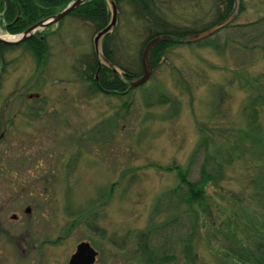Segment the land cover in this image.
<instances>
[{
    "label": "rangeland",
    "instance_id": "1",
    "mask_svg": "<svg viewBox=\"0 0 264 264\" xmlns=\"http://www.w3.org/2000/svg\"><path fill=\"white\" fill-rule=\"evenodd\" d=\"M237 2L228 27L209 38L220 51L172 46L155 73L148 52L151 75L128 95L93 93L78 73L80 60L96 51L97 34L72 16L36 32L47 42L41 61L23 45L6 52L7 63L0 64V207L6 203L10 210L1 213L0 225L21 235L13 244L29 234L63 238L40 249L41 264H68L82 242L100 252V264H146L141 243L165 257L162 264L220 263L214 234L226 230L240 206L247 214L259 211L248 201L249 160L228 153L246 131L244 107L255 92L243 84L249 80L264 90V0H244L242 12ZM171 6L203 24L210 3L176 0ZM3 18L0 4V37L17 40L21 34H10ZM117 27L127 52L136 54L144 38L136 36L130 10L118 13L111 31ZM163 94L176 98V107L162 104ZM262 117L264 122V111ZM203 135L221 155L206 153ZM221 165L224 177L206 190L208 213L199 211L197 218L179 203L186 191L179 174L197 181L203 166L215 173ZM235 193L246 196L240 206ZM28 206L33 215L25 216L26 225L11 222ZM193 232L194 258L188 260ZM33 254L0 255L5 264H31Z\"/></svg>",
    "mask_w": 264,
    "mask_h": 264
},
{
    "label": "trees",
    "instance_id": "2",
    "mask_svg": "<svg viewBox=\"0 0 264 264\" xmlns=\"http://www.w3.org/2000/svg\"><path fill=\"white\" fill-rule=\"evenodd\" d=\"M72 1L74 0H0L6 30L10 34H22L34 25L63 11ZM112 1H87L68 16L77 18L84 24H90L94 33L98 34L111 24ZM172 1L176 0H115L118 13L122 15L126 9L130 10L133 21H136L138 25L136 36L143 37L144 40L135 48L136 54H129L127 44L117 27L104 36L101 58L97 51H94L80 60L81 66L77 67V71L86 82L91 83L93 93L128 95L133 92L135 88H131L130 83L144 75V52L153 40H158L149 51V60L154 73L172 46L193 43L199 47L211 46L216 51L221 50V45L208 42L211 36L198 41H192V39L216 26L229 23L237 11L238 0H208L210 7L205 11L203 24L201 17L176 14L177 12L171 6ZM243 2L244 0H240L241 12L244 9ZM205 19L208 20L205 21ZM44 36L35 33L19 45L0 43V64L4 63L2 67L7 63L6 52L15 50L20 45L29 48L35 58L41 61L47 51ZM119 53L124 56L123 61ZM243 85L250 88L251 92H255L250 95L244 107V115H248L246 131L241 130L236 144L232 145L228 154L232 157H246L247 159H244L249 160L252 174L246 184L250 190L248 201L259 211L258 214L253 211L247 214L244 210L245 205L240 206L246 196H243V193L232 195L240 208L233 216L227 218L226 230L218 231L220 234H214L220 248H224V251L221 252L220 249L217 255L219 264H264V122L262 117L264 90L249 80H246ZM160 102L175 107L177 105L176 98L167 94L161 96ZM200 145L208 154H212L213 150L219 151L218 148H214L213 140L208 136H202ZM219 154L221 155L220 151ZM223 171L222 165L215 173L210 172L207 166H203L197 181L187 179V173L181 172L180 182L182 186H185L186 191L180 195L179 203L186 205L188 211H193L197 218L200 212L208 213L207 187L211 183L217 185L218 181L224 177ZM198 234L200 235L199 232ZM195 237L196 233L193 232L187 238L188 260H191L193 256ZM139 251L144 256L146 264H162L164 261L165 257L151 251L146 243L139 244Z\"/></svg>",
    "mask_w": 264,
    "mask_h": 264
},
{
    "label": "water",
    "instance_id": "3",
    "mask_svg": "<svg viewBox=\"0 0 264 264\" xmlns=\"http://www.w3.org/2000/svg\"><path fill=\"white\" fill-rule=\"evenodd\" d=\"M86 1L87 0H77V1L69 4L63 11H61L57 15H54V16L48 18L47 20H44V21L34 25L30 29H28L27 31H25L24 33L19 35V38L15 41H8V40L2 39L0 37V43L12 44V45H19L21 43H24L26 40H28L33 35H35V33L38 32L39 30H45V29L49 28L52 24H59L66 16H68L71 12H73L76 8H78L81 4L85 3ZM111 5H112V13H113L112 22L106 29H104L103 31L98 33L95 37V46H96L97 52L99 50L98 47H99L100 39L104 35H106L108 32L111 31L112 27L116 24V21H117L118 9H117V5H116L115 0L112 1ZM225 25L226 24H221L219 26H216V27L212 28L211 30L204 32V33L198 35L197 37L193 38L192 41H198V40H202V39H205L207 37H210V36L214 35L216 32H218L220 29H222ZM157 42H158V40H153L152 42H150L147 45L145 52H144V58H143L144 75L140 79L131 82L130 83L131 88L140 87L148 81L151 73H150V71L147 67V64H146L147 54H148L150 48L152 47V45H154ZM96 256H97V252L94 250L93 247H91L90 243L83 242L78 246L77 252L72 256L70 264H82V263L93 264L96 260Z\"/></svg>",
    "mask_w": 264,
    "mask_h": 264
},
{
    "label": "flooded vegetation",
    "instance_id": "4",
    "mask_svg": "<svg viewBox=\"0 0 264 264\" xmlns=\"http://www.w3.org/2000/svg\"><path fill=\"white\" fill-rule=\"evenodd\" d=\"M9 210H10V208L8 207V204L5 203L4 205H2L0 207V218L3 216L1 213H3V212L8 213ZM32 215H33V208L28 206V207H26L24 213H14L11 217V219H12L11 222L15 221V223H19V225L23 227V225H26V222H27L26 217H29ZM26 228L29 229V227H26ZM19 236H21V235H19ZM19 236L14 234L11 231V228H9V227L4 228L0 225V254H3L5 251H7L8 255H6V256L7 257L11 256V259H12V258H14L12 255H15L16 253L32 252V253H34L32 255L34 258V261H32L31 264H41L43 262L42 258H37L39 256V254L41 253L40 249L50 247V246L54 247V246L58 245V243H60L63 239V238L58 237L55 240V242H53L49 236H45L44 239L40 240V238H37V237L32 238L29 234V239L27 237H23L26 239V241H24V243L19 244V245L15 244V243L13 244L11 242V239L14 242V239L18 238ZM88 243H90V242H88ZM90 245H91V243H90ZM78 246L76 248L75 253L77 252ZM91 247H93V246L91 245ZM1 248H3V250H1ZM94 250L97 252V256H96V260L93 264H100V262L98 261L100 258V252L98 250H96L95 248H94ZM72 256H71V258H72ZM2 258L3 257L0 255V264H5V263H3L4 259L2 262V260H1ZM15 258L17 259V256H15ZM71 258H70L68 264H70ZM53 264H59V262H55ZM82 264H84V263H82ZM103 264H105V262Z\"/></svg>",
    "mask_w": 264,
    "mask_h": 264
}]
</instances>
